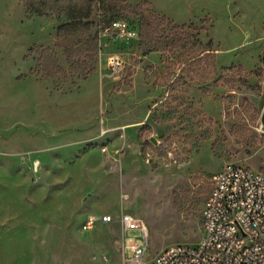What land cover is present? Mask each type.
I'll use <instances>...</instances> for the list:
<instances>
[{
    "label": "rangeland",
    "instance_id": "1",
    "mask_svg": "<svg viewBox=\"0 0 264 264\" xmlns=\"http://www.w3.org/2000/svg\"><path fill=\"white\" fill-rule=\"evenodd\" d=\"M28 1L0 0V264H140L129 245L141 230L123 231L124 212L145 223L146 264L196 244L211 174L264 172V0H111L112 17L95 4L85 79L54 46L64 19L30 14ZM146 16L165 17L164 41L144 54ZM114 18L129 29L108 28ZM185 32L202 44L176 41ZM209 39L205 70L193 57ZM46 47L65 79L43 76ZM102 214L114 221L81 228Z\"/></svg>",
    "mask_w": 264,
    "mask_h": 264
},
{
    "label": "built area",
    "instance_id": "2",
    "mask_svg": "<svg viewBox=\"0 0 264 264\" xmlns=\"http://www.w3.org/2000/svg\"><path fill=\"white\" fill-rule=\"evenodd\" d=\"M114 20L111 28L128 30ZM201 237L196 244L174 243L151 256L150 264H264V172L239 163H225L211 174V187L201 213ZM114 221L110 214L88 216L83 230ZM118 222L125 232L140 229L143 243L129 245L132 261L144 262L149 248L145 223L124 212Z\"/></svg>",
    "mask_w": 264,
    "mask_h": 264
},
{
    "label": "trees",
    "instance_id": "3",
    "mask_svg": "<svg viewBox=\"0 0 264 264\" xmlns=\"http://www.w3.org/2000/svg\"><path fill=\"white\" fill-rule=\"evenodd\" d=\"M95 4H98L102 8L112 10L110 16L118 14V10L111 0H31L27 2V9L30 14H36L38 16H46L54 14L58 20L64 19L56 27V40L54 46L61 48L66 54V61L72 67H74L78 75L85 79L92 72L95 71L97 65V44L95 42L96 34L90 32L92 21L90 19ZM136 5L135 8H139ZM114 18L109 22V27ZM165 17H142V27L144 32L142 34L143 44L142 51L144 54L153 50H159L160 45L163 43L161 37H156V31L158 26L163 23ZM129 24V23H128ZM182 25L174 24L171 27L172 33L179 34ZM181 37H177L176 41H183L188 45H201V41L190 32L181 34ZM172 39V44L176 43ZM171 44V43H166ZM212 41L209 39L206 43L207 48L203 49L204 55L193 57L195 62L205 63V70L214 69L215 59L212 55L211 45ZM38 53V65L41 66L42 74L45 77H55L56 75L63 74L61 66L57 63L54 57L51 55V48L46 47L36 50ZM64 79L65 75H62Z\"/></svg>",
    "mask_w": 264,
    "mask_h": 264
},
{
    "label": "water",
    "instance_id": "4",
    "mask_svg": "<svg viewBox=\"0 0 264 264\" xmlns=\"http://www.w3.org/2000/svg\"><path fill=\"white\" fill-rule=\"evenodd\" d=\"M261 118H262V122H264V111H262V116H261Z\"/></svg>",
    "mask_w": 264,
    "mask_h": 264
}]
</instances>
